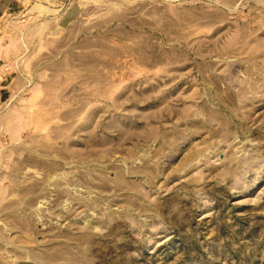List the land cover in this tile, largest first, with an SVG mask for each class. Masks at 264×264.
Instances as JSON below:
<instances>
[{"label":"rangeland","instance_id":"1","mask_svg":"<svg viewBox=\"0 0 264 264\" xmlns=\"http://www.w3.org/2000/svg\"><path fill=\"white\" fill-rule=\"evenodd\" d=\"M0 264H264V0H15Z\"/></svg>","mask_w":264,"mask_h":264},{"label":"crops","instance_id":"2","mask_svg":"<svg viewBox=\"0 0 264 264\" xmlns=\"http://www.w3.org/2000/svg\"><path fill=\"white\" fill-rule=\"evenodd\" d=\"M15 0H0V17L12 6Z\"/></svg>","mask_w":264,"mask_h":264}]
</instances>
